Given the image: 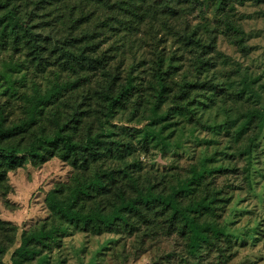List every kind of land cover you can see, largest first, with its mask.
<instances>
[{
    "label": "rangeland",
    "instance_id": "374dc122",
    "mask_svg": "<svg viewBox=\"0 0 264 264\" xmlns=\"http://www.w3.org/2000/svg\"><path fill=\"white\" fill-rule=\"evenodd\" d=\"M7 2L9 8L18 9V22L39 36L46 50L43 58L47 59L39 66L24 42L13 49L10 41H0V71L12 58L23 64L13 72L16 91L0 80V113L6 126L25 118L23 97L31 95L35 86L44 91L56 77L61 81L90 78L81 80L72 98L45 108L36 131L52 133V113L59 109L61 122L77 120L72 123L76 127L75 139L99 133L104 140L115 142L113 147H130L122 159L107 155L96 164V168L115 172L109 194L102 198L107 207L118 200L120 191L134 196L136 189L150 185L163 194L179 190L184 205L209 200L211 211H205L200 222L224 228L232 239L228 254L233 255L227 261L215 253L198 260L189 255L186 239L171 229L165 218L156 215L132 218L133 231L123 226L95 234L66 224L52 248L28 264H264V121L246 118L252 108L264 111V0L235 5L231 12L229 21L242 30V41L237 35L224 33L212 0H203L202 9L194 12L185 8L176 20L152 15L143 25L133 23L132 32H123L116 39L106 33L99 36L106 42L103 50L113 46L107 55L112 56L111 65L114 73L121 74L122 83L131 73L138 76L136 82L141 86L140 93L107 120L104 103L95 94L100 85L106 84L100 72L92 75L90 71H80L76 75L58 59L60 48L68 47L63 44L75 32L73 7L43 5L40 0H0V5ZM98 19L93 28L104 18ZM197 27L207 37L210 31L217 47L211 67L200 70L179 37L183 30ZM117 45L123 47L117 49ZM161 54L166 60H177V68L169 78L172 91L161 106L160 119L167 127L164 135L169 146L151 145L146 149L138 131L150 123L147 119L153 99L149 80ZM187 83L194 85L183 101L188 111L177 113L173 96L180 94ZM205 83L208 84L202 85ZM245 84L250 86L247 91ZM76 175L81 172L59 157L45 163L29 162L9 173L12 191L0 197V220L18 230L0 264H11L24 232L53 220L46 203L48 193L61 185L68 188Z\"/></svg>",
    "mask_w": 264,
    "mask_h": 264
},
{
    "label": "trees",
    "instance_id": "16d2710c",
    "mask_svg": "<svg viewBox=\"0 0 264 264\" xmlns=\"http://www.w3.org/2000/svg\"><path fill=\"white\" fill-rule=\"evenodd\" d=\"M56 1V2H55ZM250 1L260 0H212L217 12L218 23L224 27L227 35H237L243 40L242 30L233 22H230L231 12L235 5H242ZM44 4H52L58 7L61 4H70L75 22L74 33L66 39L60 48L59 61L64 67L73 73L80 71L93 73L100 72L105 85H100L96 99L102 101L105 109L104 119H110L117 110L126 107L135 94L140 93L141 86L136 82L138 76L128 74L123 78L114 73L111 65L113 46L103 50V44L99 36L104 33L108 37L117 38L121 33L128 34L133 31L132 25H143L150 17L179 19L185 8L192 12L202 9L203 0H40ZM10 2L0 5V41L11 42L13 49H18L24 42L30 51L33 62L42 66L46 64L43 58L45 48L37 34L33 35L31 27L18 22L20 13L16 7H11ZM40 6V3H39ZM99 17L104 18L99 26L92 27ZM134 23V24H133ZM208 31V30H207ZM183 47L194 55L193 64L196 69L211 67V59L217 54L215 37L208 32L200 34L199 29L183 30L179 34ZM121 49V46H116ZM56 49H58L56 47ZM176 58L166 60L158 55L151 78L149 80L152 93V107L147 124L141 133L140 141L148 149L151 145H163L167 148L164 126L161 117V106L167 100L172 91L169 78L173 70L177 68ZM21 62L10 59L0 71V80L9 85V89L16 91V79L13 72L22 66ZM166 67V68H164ZM90 81V78H77L74 81H61L59 77L44 91L35 86L31 95H24L25 118L19 123L6 126L5 117L0 113V197H5L12 191L9 185V173L29 163H45L54 157L70 162L81 175L74 177L73 183L68 188L64 185L50 191L46 197L47 207L53 220L45 222L41 228L24 232L21 245L14 252L11 264H28L39 253L50 250L56 237L63 232L66 224H71L84 231H92L95 234L113 232L121 227L133 231L135 225L132 218L156 215L165 218L171 229H175L181 237L185 238L187 250L194 259L202 260L205 254H219L221 259L227 261L232 239L224 228H217L210 224L200 222V216L205 211H211L209 200L203 199L194 205H184L180 200L181 192L173 191L170 194L157 192L154 186L144 189H136L135 195L118 193V200L107 207L102 198L109 194V183L113 181L115 172L96 168L99 161L107 157L122 159L125 152L130 150L128 145L113 147L115 142L103 139L99 133L88 134L83 140L75 139L76 127L71 122H61L59 109L52 113L54 129L48 133L42 129L36 131V125L41 121L44 109L56 107L59 101L72 98L81 86V80ZM208 83L202 84L206 85ZM180 94L173 96V104L177 113L188 111L184 99L190 96L189 88L192 84H184ZM212 87V86H211ZM245 84L244 90H248ZM94 96V95H93ZM89 94V99H91ZM246 118L249 121L258 119L264 121V111L259 108L248 110ZM161 125V126H160ZM122 147L124 149H122ZM126 172V171H125ZM89 173V174H88ZM213 212V211H212ZM18 228L10 222L0 220V261L8 253L9 243H13V234Z\"/></svg>",
    "mask_w": 264,
    "mask_h": 264
}]
</instances>
